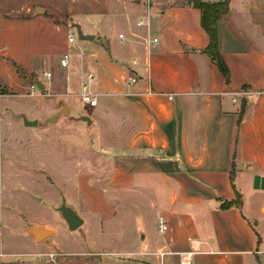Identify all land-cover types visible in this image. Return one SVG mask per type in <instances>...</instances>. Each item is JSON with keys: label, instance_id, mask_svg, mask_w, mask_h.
Masks as SVG:
<instances>
[{"label": "crops", "instance_id": "obj_1", "mask_svg": "<svg viewBox=\"0 0 264 264\" xmlns=\"http://www.w3.org/2000/svg\"><path fill=\"white\" fill-rule=\"evenodd\" d=\"M218 37L229 82L204 52L192 0H0V53L59 86L55 115L67 100L104 150L89 149L77 177L90 228L109 245L97 243L102 264H264V218L258 232L233 184L236 170L264 192V0H229ZM88 74L98 103L75 115L68 93ZM236 191L241 206L222 209Z\"/></svg>", "mask_w": 264, "mask_h": 264}, {"label": "rangeland", "instance_id": "obj_2", "mask_svg": "<svg viewBox=\"0 0 264 264\" xmlns=\"http://www.w3.org/2000/svg\"><path fill=\"white\" fill-rule=\"evenodd\" d=\"M0 58L7 64L0 67V75L5 71L18 73L14 78L0 76V264H102L99 244L109 245L101 241L95 226L94 230L90 228L91 219L86 217L77 177L86 169L85 153L89 149L94 153L104 150L94 144L96 141L91 143V137L81 134L86 121L70 118L69 114L59 115L67 117L63 122L43 125L59 109L57 101L61 96L54 91L59 86L51 82L47 86L38 74L26 76L24 70L17 71L11 56L0 53ZM36 80L44 84L43 89H33ZM79 94L78 88L71 89L67 98L75 115L82 111ZM85 108L86 112L94 109ZM24 114L39 124L25 125ZM95 129L96 124L90 128L91 134ZM95 166L100 168L99 163ZM234 173L233 184L245 194L244 214L260 232V217L264 215L259 213L257 203L263 202L264 192L253 190L247 176L244 178L236 170ZM63 197L86 218L74 231L57 209ZM254 201L258 218L251 213ZM30 227L53 229L54 235L37 241L28 232Z\"/></svg>", "mask_w": 264, "mask_h": 264}, {"label": "trees", "instance_id": "obj_3", "mask_svg": "<svg viewBox=\"0 0 264 264\" xmlns=\"http://www.w3.org/2000/svg\"><path fill=\"white\" fill-rule=\"evenodd\" d=\"M193 5L200 10L201 13V25L209 36L210 42L204 52L208 54L212 62H214L221 72L224 74L226 80H230V72L226 62L219 49V37H218V22L229 11V0H217L214 2H208L204 0H192ZM13 60V59H12ZM17 71L21 72L24 67L20 66L15 60H13ZM242 197L241 194L236 191V198L234 200H225L221 204L222 209L230 208L232 206H241Z\"/></svg>", "mask_w": 264, "mask_h": 264}, {"label": "water", "instance_id": "obj_4", "mask_svg": "<svg viewBox=\"0 0 264 264\" xmlns=\"http://www.w3.org/2000/svg\"><path fill=\"white\" fill-rule=\"evenodd\" d=\"M44 11L45 10L43 8L36 7L33 11V15L42 14ZM77 34H78L80 39H92L93 38V35L83 34L82 31L80 30V27L77 28ZM36 85L40 89L44 88V84L40 80H36ZM61 106L62 107L59 110V112L57 113V115L47 117L44 120L43 125L56 122L57 117L60 114H64V115L69 114V112H70L69 105L65 101H61ZM80 120L87 121L88 123H90V118L86 115L81 116ZM23 121H24L25 125L31 126V127L37 126L39 124V121L37 119L30 120L26 117L25 114L23 115ZM259 178H260L259 176L256 177V182L258 181ZM57 209L60 212L61 217L67 223V226L70 230L74 231L84 224L85 219L77 212V210L74 207H72L71 205H69L66 202L65 197H63L62 203ZM28 232L37 241H43V240L54 235L53 229L44 228V227H30V228H28Z\"/></svg>", "mask_w": 264, "mask_h": 264}, {"label": "built area", "instance_id": "obj_5", "mask_svg": "<svg viewBox=\"0 0 264 264\" xmlns=\"http://www.w3.org/2000/svg\"><path fill=\"white\" fill-rule=\"evenodd\" d=\"M157 39H154L156 41ZM69 42H74V36L71 34L69 36ZM60 64L63 67H68L69 66V55L64 54L63 57L60 59ZM44 74L47 77H51L50 72H44ZM94 80V76L92 74H88L87 76V82L82 85L81 91H80V102L83 106L85 107H95L98 103V98L95 93H93L90 89V84ZM137 81V78L132 76L129 79V83H134ZM37 85L33 86V89H36ZM165 224L166 221L163 217H160L159 219V231L164 232L165 231Z\"/></svg>", "mask_w": 264, "mask_h": 264}]
</instances>
